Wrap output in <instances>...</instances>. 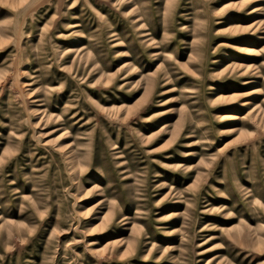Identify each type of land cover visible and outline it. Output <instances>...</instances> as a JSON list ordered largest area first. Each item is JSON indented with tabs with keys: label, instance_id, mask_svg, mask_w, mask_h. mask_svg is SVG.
<instances>
[{
	"label": "rangeland",
	"instance_id": "374dc122",
	"mask_svg": "<svg viewBox=\"0 0 264 264\" xmlns=\"http://www.w3.org/2000/svg\"><path fill=\"white\" fill-rule=\"evenodd\" d=\"M0 264H264V0H0Z\"/></svg>",
	"mask_w": 264,
	"mask_h": 264
},
{
	"label": "bare ground",
	"instance_id": "6f19581e",
	"mask_svg": "<svg viewBox=\"0 0 264 264\" xmlns=\"http://www.w3.org/2000/svg\"><path fill=\"white\" fill-rule=\"evenodd\" d=\"M234 116H235V114H233V115H232V114H229V115H226V118H227V119H231V118H233Z\"/></svg>",
	"mask_w": 264,
	"mask_h": 264
}]
</instances>
